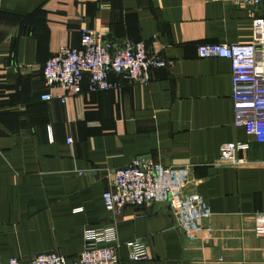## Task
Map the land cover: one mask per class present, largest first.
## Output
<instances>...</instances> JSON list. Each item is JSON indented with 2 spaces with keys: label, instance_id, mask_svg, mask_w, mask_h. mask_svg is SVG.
<instances>
[{
  "label": "crops",
  "instance_id": "0c3cea01",
  "mask_svg": "<svg viewBox=\"0 0 264 264\" xmlns=\"http://www.w3.org/2000/svg\"><path fill=\"white\" fill-rule=\"evenodd\" d=\"M258 16L264 0H0V264L52 251L71 264L87 229L111 224L120 264H264V236L253 232L264 213V146L233 123L229 60L196 54L201 43L251 42ZM83 28L143 40L170 64L146 84L110 73L120 85L106 91L87 92L86 79L80 93L47 86L44 62L77 47ZM227 142L248 143L244 163L219 161ZM144 158L190 166L185 191L209 206L211 241L186 239L165 203L105 210L113 171ZM134 240L146 261L128 260Z\"/></svg>",
  "mask_w": 264,
  "mask_h": 264
},
{
  "label": "built area",
  "instance_id": "2783aa9c",
  "mask_svg": "<svg viewBox=\"0 0 264 264\" xmlns=\"http://www.w3.org/2000/svg\"><path fill=\"white\" fill-rule=\"evenodd\" d=\"M229 1L239 6L257 7L263 0ZM199 58H226L231 68V99L233 123L242 126L250 138L264 146V17L252 20V40L243 44L201 43L196 46ZM170 64L158 54L151 53L143 40H109L104 33L89 28L81 30L77 47L60 46L43 64L47 86H58L66 92L80 93L86 79L87 92L116 88L120 82L109 79V74H122L130 82L146 84L154 68ZM65 95L45 93L44 100ZM70 140V139H69ZM247 142H227L220 146L219 161L242 164ZM190 166L165 167L150 159L133 160L128 166L111 174L108 188L102 195L105 210L117 215L125 207H142L165 203L174 219L175 228L189 240L203 243L212 239L211 229L205 222L212 213L204 198L197 192H186ZM81 209H76L75 212ZM253 232L264 236V213L253 217ZM131 262L148 259L143 241L124 244ZM119 243L115 225L87 229L85 247L71 264H120L116 253ZM65 257L58 252H44L28 262L11 258L6 264H64Z\"/></svg>",
  "mask_w": 264,
  "mask_h": 264
}]
</instances>
